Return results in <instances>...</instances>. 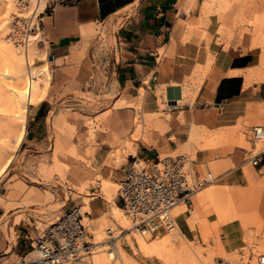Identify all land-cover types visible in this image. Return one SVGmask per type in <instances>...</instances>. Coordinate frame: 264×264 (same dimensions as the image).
<instances>
[{
  "label": "rangeland",
  "instance_id": "obj_1",
  "mask_svg": "<svg viewBox=\"0 0 264 264\" xmlns=\"http://www.w3.org/2000/svg\"><path fill=\"white\" fill-rule=\"evenodd\" d=\"M57 1L48 0L46 4ZM236 1L232 8L218 9L229 0H214L212 9L204 15L199 11L202 0H180L178 3L177 39L186 69L179 82L181 86L186 88L193 84L197 76H202L200 85L205 79L212 80L214 54L220 48L234 46L244 52L259 45V40L260 46L256 49L260 52L261 67L258 65V69L262 77L250 76L251 80H264V0ZM32 2L0 0V170L11 159L0 175V264L14 263L30 251L29 246L20 248L24 250L21 256L16 251L22 233L28 231L35 238L71 206L78 207L81 223L83 218L87 219L86 225L82 223L89 243L84 254L93 257L92 252H97V257L106 262H112L107 257L110 244L106 231L109 228L113 229V243L118 244V250L122 246L127 264H168L156 255H143L138 249L139 239L145 244L170 239L178 249L185 248L193 253L194 261L176 264H211L216 257H233L236 249L249 243H255L264 253V173L244 160L241 150L254 153L264 148V141L255 140L250 132L253 125L264 127V107L252 109L238 118L234 127L220 128L199 139L192 135L195 150L184 147L161 154L160 157L186 153L195 158L196 151L203 149L211 154L196 168L203 174L205 163L217 180L191 196L179 209L180 213L173 212L176 226L184 237L176 235V230L152 236L125 232L129 221L112 204L117 181L101 173L128 164L126 154L129 151H123L119 161L107 157L124 140L132 142L142 130H161L158 124L148 120L163 118L164 110L169 108L165 89L161 85L146 90L147 101L130 105L128 102L136 101L137 94L122 95L114 88L113 77L108 74L111 70L105 75L100 67L91 65L90 51L96 31L105 32L107 42H111L110 31L116 28L111 21L94 22L90 24V33L82 38L85 46L78 57L68 55L48 62L51 56L46 48L42 50L40 33L34 41L36 54L32 53L30 60L33 66L41 67L36 74L43 71L39 76L42 94L35 105L27 108L14 105L9 92L16 80L6 73L10 74L15 65L8 61V51L11 47L17 57L24 53L26 41L22 46L20 40L30 26L32 8L28 7ZM185 3H190L189 8L182 14L180 6ZM40 15L34 18V24L39 26ZM195 17L201 23L197 27H187L186 22ZM207 58H211L210 63ZM157 90L162 92L157 93ZM37 109V115L33 116ZM136 114L140 124L137 131L132 120ZM22 126H25V133L17 145L16 138ZM219 162L224 164L216 165ZM231 163L236 164V174L240 177L237 181L220 180L235 169H229ZM240 168L247 178L246 183ZM109 252L113 253L112 249L109 248ZM114 262L119 264L117 260Z\"/></svg>",
  "mask_w": 264,
  "mask_h": 264
},
{
  "label": "crops",
  "instance_id": "obj_2",
  "mask_svg": "<svg viewBox=\"0 0 264 264\" xmlns=\"http://www.w3.org/2000/svg\"><path fill=\"white\" fill-rule=\"evenodd\" d=\"M47 1L42 0V11L38 19L43 36L42 50L46 48V52L51 56L48 62L63 59L68 55L78 57L85 46L82 38L91 31L90 24L115 20L120 23L115 30L117 56L113 63V83L114 88L122 95L137 94L136 101L128 103L133 106L141 105L147 101L146 90H154L161 85L163 89L166 86L180 88V100L175 105H167L169 108L164 110L163 118L148 120L152 124H158L161 130H142L132 142L124 140L120 147H115L108 154L109 160L119 161L126 150L129 151L126 154L127 163L136 158L148 165L165 152L171 153L184 147L195 150L196 142L191 139L192 135L199 139L220 128L234 127L238 118L245 116L252 109L264 107V80H251L250 76L253 74L262 77L258 69L261 67L260 52L256 49L260 46V40L257 41L259 45L244 52L234 46L217 50L212 65V80L205 79L200 85L202 76H197L196 81L186 88L179 84L186 71L183 66L182 48L177 39L180 0H59L46 4ZM213 2L214 0H202L200 14H207L212 9ZM236 2L229 0L218 9L232 8ZM189 4L180 6L182 14L188 10ZM200 23V19L195 17L187 21L186 26L197 27ZM210 61L211 58H207V63ZM40 82L41 78L38 99L30 105L39 101L42 94ZM159 92L162 91L157 90V93ZM193 93L195 96H192ZM162 94L164 96V91ZM139 109L142 110L141 107ZM37 112L38 109L33 116H36ZM138 116L136 114L132 118L136 131L140 126ZM210 155L209 150L196 151L197 165ZM261 159H264V155H261ZM221 164L224 163L219 162L216 165ZM125 167L126 164L101 174L118 182L123 177ZM235 167L236 164L231 163L229 169ZM240 171L246 183L247 178L242 168ZM236 172L237 168L231 169L220 180L237 181L240 176ZM219 192L225 193L224 190ZM181 207H176L173 212L180 213ZM85 220L87 219L83 218V221ZM186 230L190 231L188 227ZM25 233H22L17 242L16 251L19 256L24 253L20 248L25 249L29 245V241L24 240Z\"/></svg>",
  "mask_w": 264,
  "mask_h": 264
},
{
  "label": "built area",
  "instance_id": "obj_3",
  "mask_svg": "<svg viewBox=\"0 0 264 264\" xmlns=\"http://www.w3.org/2000/svg\"><path fill=\"white\" fill-rule=\"evenodd\" d=\"M105 21L115 23L116 28L120 23ZM37 25H30L27 31L36 35ZM116 28L110 31L111 42H107L105 32L96 31L90 51L91 65L100 67L105 75L111 70L108 73L111 77L117 56ZM262 129L260 125L251 126L252 137L255 138ZM241 150L243 159L264 173V159H261L264 148L254 153ZM196 167L195 158L186 153L158 157L148 165L132 158L125 167L122 179L117 182L112 204L122 211L131 227L141 235L152 236L169 231L176 224V216L171 212L173 205L179 202L185 204L193 193L217 180L205 163L203 174ZM80 219L78 207L71 206L56 216L35 238L26 232L24 240L29 241L30 251L11 264H77L89 245L85 239L87 231ZM107 237L108 244L114 242L115 237L109 229ZM211 264H264V253L253 243L236 249L231 258L216 257Z\"/></svg>",
  "mask_w": 264,
  "mask_h": 264
},
{
  "label": "bare ground",
  "instance_id": "obj_4",
  "mask_svg": "<svg viewBox=\"0 0 264 264\" xmlns=\"http://www.w3.org/2000/svg\"><path fill=\"white\" fill-rule=\"evenodd\" d=\"M41 2H42V0H33L32 6L28 7V8H32L31 12L29 14L28 24L34 25V22H35L34 18L41 12L40 11L41 10L40 9ZM40 30L41 29L38 26V29L36 30V33H37L36 35L27 31L25 33V36L20 40L22 42V46H24L25 41H26V44L24 47V53L21 57H17L15 55V53L13 52V49L11 47L10 48L8 47L9 51H8L7 59L10 63L15 65V67L12 69V72L10 74L8 72L6 73V75H9L10 77L14 78V80H16L15 87H13V90H11L9 92L10 97H11L14 105L19 104V105H23L27 108L30 104L35 103V101L38 99L37 98L38 90H39L38 85H39V81H40L39 76H40V74H42V71L39 72L40 73L39 75L36 74V71L38 69H40L41 67L33 66L31 64L32 60H30V59L32 58L31 55L36 54V51L34 50V48H35V45L37 46V43H34V41L38 40V36L40 35ZM15 39H16V41H19V40H17L18 38H15ZM39 40H40L39 42H43L41 39H39ZM18 43L20 44V42H18ZM18 85H21V87H18ZM178 100H180V99H178ZM178 100H176V102ZM170 106H172V105H170ZM262 128L263 129L260 130V133L255 136V140L264 141V139H262V134L264 133V127H262ZM24 133H25V126H22L21 130H20V132L16 138V144L17 145L23 139ZM10 160L11 159H8L6 161L4 167L0 170V175L3 173V171L5 170L6 166L10 162ZM201 188H203V187H201ZM195 193H193L192 196ZM183 205H185V204L182 202H179V203L173 205V207L171 208L172 215H173V211L176 207L183 206ZM122 215H123L124 219L128 222L127 217L123 213H122ZM83 224L86 225L85 222ZM109 230H110V232L113 231L112 228H109ZM175 230H176V235H180L181 237H184L183 234L180 232L179 228L176 226V224L174 225V227L172 229H170L167 232L172 233ZM127 231L130 232L131 234H139L134 228L131 227V225L126 226L125 232H127ZM106 234H107V231H106ZM139 235L142 236L141 234H139ZM101 242L102 241L100 240V243ZM250 244L251 243H249V245ZM109 248L112 249L113 253L109 252ZM138 249L140 250V252L143 255H145V256L156 255L160 259L165 260V262L167 261L168 264H176V263H179V262L185 261V260H189V263H190V260L192 261V259H193L192 257H194L193 253L190 252L189 250H187L185 248L178 249L177 246L175 245V243L173 242V240L171 241L170 239H166V240H164L158 244H153V243L145 244L144 242H142L139 239ZM123 251L124 250H123L122 246H121L120 250H118V244L116 245L114 243H111L110 246L107 247V252H108L107 257H109V260L112 262H106V261H104L103 258L97 257V254H99V253L92 252L93 257L92 256L88 257L83 253V256L81 257V259L79 261H77V264H114V263H116V262H114L116 260L118 261L119 264H127L128 262L125 258ZM31 254H33V253H31ZM92 258H97V259L95 261H92ZM194 260L195 259H193V261ZM185 263H187V262H185Z\"/></svg>",
  "mask_w": 264,
  "mask_h": 264
},
{
  "label": "water",
  "instance_id": "obj_5",
  "mask_svg": "<svg viewBox=\"0 0 264 264\" xmlns=\"http://www.w3.org/2000/svg\"><path fill=\"white\" fill-rule=\"evenodd\" d=\"M165 98L167 105H175L176 100L180 99V89L178 86H166Z\"/></svg>",
  "mask_w": 264,
  "mask_h": 264
}]
</instances>
